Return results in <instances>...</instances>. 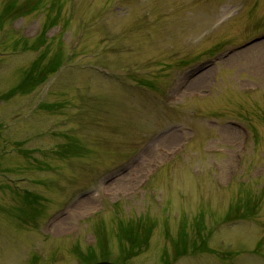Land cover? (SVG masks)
<instances>
[{
    "label": "rangeland",
    "instance_id": "rangeland-1",
    "mask_svg": "<svg viewBox=\"0 0 264 264\" xmlns=\"http://www.w3.org/2000/svg\"><path fill=\"white\" fill-rule=\"evenodd\" d=\"M264 264V0H0V264Z\"/></svg>",
    "mask_w": 264,
    "mask_h": 264
},
{
    "label": "water",
    "instance_id": "water-1",
    "mask_svg": "<svg viewBox=\"0 0 264 264\" xmlns=\"http://www.w3.org/2000/svg\"><path fill=\"white\" fill-rule=\"evenodd\" d=\"M100 264H110V263H107V262H102V263H100ZM113 264V263H112Z\"/></svg>",
    "mask_w": 264,
    "mask_h": 264
}]
</instances>
